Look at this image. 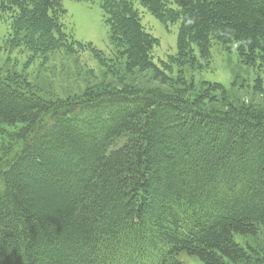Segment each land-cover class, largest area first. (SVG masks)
<instances>
[{
	"label": "trees",
	"instance_id": "trees-1",
	"mask_svg": "<svg viewBox=\"0 0 264 264\" xmlns=\"http://www.w3.org/2000/svg\"><path fill=\"white\" fill-rule=\"evenodd\" d=\"M91 1V0H89ZM127 72L153 71L158 39L133 0H99ZM168 25L177 55L215 44L264 67V0H139ZM62 0H0L11 41L33 54L87 47ZM203 98V97H202ZM0 264H264L235 234L264 229V114L180 95L89 89L44 98L0 68Z\"/></svg>",
	"mask_w": 264,
	"mask_h": 264
},
{
	"label": "rangeland",
	"instance_id": "rangeland-1",
	"mask_svg": "<svg viewBox=\"0 0 264 264\" xmlns=\"http://www.w3.org/2000/svg\"><path fill=\"white\" fill-rule=\"evenodd\" d=\"M143 25L157 39L153 71H125L115 53L109 27L99 0H62L66 13L65 31L87 47L76 46L71 52L58 50L33 54L24 46L14 45L9 25L0 17V68L3 74L18 77L29 84V90L44 98H66L89 89L128 88L164 95H180L189 101L215 109L236 108L264 114V67L241 61L236 48L215 44L208 59L195 52L191 60L177 55L179 22L166 25L133 0ZM203 97V98H202ZM0 133V167L17 148L8 135L15 130L3 127ZM243 246L264 248V229L257 236L235 234ZM184 264H205L187 252L178 254Z\"/></svg>",
	"mask_w": 264,
	"mask_h": 264
}]
</instances>
